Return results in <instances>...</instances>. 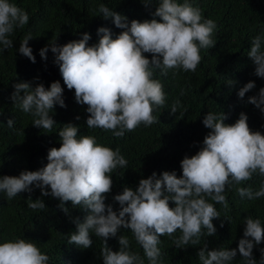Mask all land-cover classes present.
<instances>
[{
  "label": "clouds",
  "instance_id": "9594fccd",
  "mask_svg": "<svg viewBox=\"0 0 264 264\" xmlns=\"http://www.w3.org/2000/svg\"><path fill=\"white\" fill-rule=\"evenodd\" d=\"M142 2L147 6L152 0ZM157 3L152 15L160 20L153 18L143 22L136 19L129 22L126 16L100 4L98 12L103 18H111L116 27L124 29L115 38L111 29L102 26L97 29L99 41L96 44H88L91 36L85 32L81 39L63 45L56 43V37L39 50L45 60L49 47L55 54L54 62L59 66L64 85L69 90L74 89L78 104L87 106V128L110 130L121 138L141 124L147 127L160 122L153 112L164 106L166 96L162 83L153 78L154 69L163 74L170 69L194 72L201 61L200 50L215 46L213 34L217 24L204 18L199 7L189 0L183 3L158 0ZM28 22L29 15L24 9L10 0H0V53L13 48L10 37ZM31 38V34L23 38L18 52L35 63L28 43ZM262 43L264 32L253 37L247 55L255 64V75L264 78ZM146 53L151 54V59ZM228 83L231 85L233 81ZM253 88L255 82L248 81L239 89L238 97L243 98ZM14 89L11 94L14 106L30 113L34 126L45 133L52 132L56 121L51 113L56 105L66 107L60 81L51 82L48 88L43 83L33 87L30 82L20 81ZM247 102L264 113V87L249 96ZM181 107L179 99L175 100L171 113ZM226 119L223 112H207L202 123L211 131L196 154L185 155L181 160L182 175L164 171L157 176L153 172L141 178L135 189L125 186L113 197L119 204L118 210L105 203L106 195L112 190L111 174L117 169H127L128 161L118 147L113 150L98 144L95 136H79V126L72 123L58 131L61 146L48 150L44 167L36 171L23 170L18 176H0V193L11 200L20 193H31L34 185L40 189L41 196L58 199V207L65 213L69 211L66 202L89 210L83 222L79 218L74 221L76 231L70 233L68 243L91 248L94 233L103 241L100 250L103 264H145L138 252L130 250L128 236H118V251L109 247L108 239L117 237L121 228L130 229L149 264H161V237H173L176 248H185L198 244L205 234L214 236L217 229L213 220L219 218L220 213L209 198L227 208L224 194L227 186L249 181L254 174L264 177V134L250 129L243 112L232 124L225 123ZM7 126L12 128L14 121L9 119ZM236 191L242 198L256 200L264 197V184L255 192L245 187ZM170 201L174 202V207L170 206ZM27 206L34 211L46 209L43 199L33 200L31 196ZM244 224L237 248L209 249L205 243L197 253L200 264H230L237 257V251L244 264H257L253 248L264 241V226L260 219L251 216L244 218ZM177 231L178 237L174 236ZM260 252L259 264H264V248ZM49 261L50 257L41 252L33 240L14 238L0 242V264H49Z\"/></svg>",
  "mask_w": 264,
  "mask_h": 264
},
{
  "label": "trees",
  "instance_id": "16d2710c",
  "mask_svg": "<svg viewBox=\"0 0 264 264\" xmlns=\"http://www.w3.org/2000/svg\"><path fill=\"white\" fill-rule=\"evenodd\" d=\"M10 2L28 13L29 22L24 28H17L10 37L14 42L13 48L0 53V176H18L23 170L36 171L44 167L48 162V150L61 146L58 131L72 123L79 126V136H95L98 144L113 150L118 147L128 161L127 169H117L111 174L112 190L106 195L105 203L112 204L114 210H118L119 204L113 197L121 193L125 186L135 189L141 178H147L153 172L157 176L164 171H175L177 176L182 175L181 160L185 155L196 154L203 146L204 137L211 131L202 123L207 112L225 113L227 124L234 123L243 112L248 117L250 129L264 134V113L247 102L249 96L256 95L264 87V78L255 75V64L247 55L253 37L264 32V0H189L193 6L201 9L204 18L216 22L217 31L213 34L216 44L211 49L200 50L201 61L194 72L170 69L167 74H163L161 70L154 69L153 78L162 83L166 96L164 106L155 108L153 112L160 122L147 127L141 124L121 138L115 137L110 130L87 128V106L78 104L74 89L69 90L64 85L51 48L46 54V60L41 58L39 50L56 37V43L63 45L81 39L85 32L91 36L88 44H96L99 41L97 29L102 26L111 29L115 38L124 29L116 27L111 18H103L98 12L100 4L126 16L129 22L133 19L140 22L153 18L160 20L152 15L158 0H152L147 6L142 0ZM177 2L183 3V0ZM29 34L32 38L28 43L35 56V63L18 52L19 44ZM145 55L151 59V54ZM57 80L64 89L66 107L55 106L51 115L56 124L52 132L45 133L32 124L34 118L30 113L26 114L14 106L11 94L15 90L14 85L20 81L30 82L33 87L43 83L48 88L51 82ZM229 80L233 81L231 85ZM248 81H254L255 88L239 98V89ZM177 99L183 107L171 113L170 107ZM180 113H183L182 117ZM9 119L14 121L12 128L7 126ZM262 184L264 177L254 174L249 181L227 186L224 193L228 200L227 208L209 198V202L220 213V217L213 220L216 234H205L198 244H189L185 248H176L173 237H161V264H200L197 253L205 243L209 249L237 248L239 239L243 237L246 216L260 219L264 226V197L249 200L247 197L242 198L236 189L245 187L255 192ZM32 187L31 193H20L11 200L7 199L5 193H0V242L14 238L33 240L41 252L50 257L49 264H103L100 253L103 241L94 233L91 248L83 249L68 243L70 233L76 231L74 221L79 218L83 222L89 210L81 206L73 207L71 202H66L69 211L65 213L58 207V199L51 195L41 196L40 189L34 185ZM29 196L33 200L43 199L46 209H30L27 206ZM170 206L174 207V202L170 201ZM203 231L206 233V230ZM120 234L129 237L130 250L138 252L145 264H149L130 229L121 228L117 237H110L107 241L109 247L113 251L119 250ZM179 235V231L174 234L176 237ZM261 248H264V241L253 248V258L257 264ZM230 264H244L238 251L237 257Z\"/></svg>",
  "mask_w": 264,
  "mask_h": 264
}]
</instances>
